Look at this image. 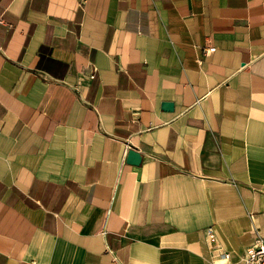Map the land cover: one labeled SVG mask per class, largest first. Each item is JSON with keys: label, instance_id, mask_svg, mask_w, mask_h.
<instances>
[{"label": "crops", "instance_id": "0c3cea01", "mask_svg": "<svg viewBox=\"0 0 264 264\" xmlns=\"http://www.w3.org/2000/svg\"><path fill=\"white\" fill-rule=\"evenodd\" d=\"M258 236L264 0H0V264H244Z\"/></svg>", "mask_w": 264, "mask_h": 264}, {"label": "built area", "instance_id": "2783aa9c", "mask_svg": "<svg viewBox=\"0 0 264 264\" xmlns=\"http://www.w3.org/2000/svg\"><path fill=\"white\" fill-rule=\"evenodd\" d=\"M213 48H208L205 50V54L213 52ZM206 238L208 243L211 245L212 249L215 251H220L216 245V236L214 234L213 228L208 227L206 229ZM218 259L221 261H228L229 254L221 252L218 254ZM244 264H264V239L261 237H256L253 244L246 250Z\"/></svg>", "mask_w": 264, "mask_h": 264}, {"label": "water", "instance_id": "95a60500", "mask_svg": "<svg viewBox=\"0 0 264 264\" xmlns=\"http://www.w3.org/2000/svg\"><path fill=\"white\" fill-rule=\"evenodd\" d=\"M165 108L171 109L172 105L171 104H165ZM126 163L130 165H138L141 161V155L134 149H129L126 154Z\"/></svg>", "mask_w": 264, "mask_h": 264}]
</instances>
